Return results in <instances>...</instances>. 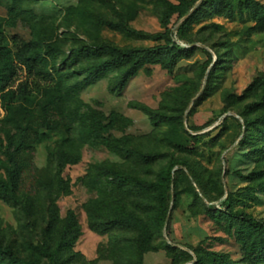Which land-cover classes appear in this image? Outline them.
Here are the masks:
<instances>
[{"label":"rangeland","instance_id":"374dc122","mask_svg":"<svg viewBox=\"0 0 264 264\" xmlns=\"http://www.w3.org/2000/svg\"><path fill=\"white\" fill-rule=\"evenodd\" d=\"M179 1L0 0V31L5 34L0 55L14 66L7 71L9 84L2 87L0 81V178L5 177L6 151H14L22 164V202L0 196L2 247L25 260L47 262L37 248H56L59 233L48 231L54 211L64 220L72 210L80 236L60 253V264H134L139 259L142 264H192L198 255H208L205 264H217L211 253L249 264L225 221L208 212L232 196V209L264 220L262 142L256 145L245 126V119L264 113L258 105L264 89V29H253L250 13L245 8L240 13V0H230L233 18H204L178 40L192 51L173 72L146 66L121 92L115 89L121 68H111L94 83L86 81L96 64L109 61L99 52L103 43H165L127 34L109 22H125L147 34L164 32L163 12ZM181 21L175 16L171 28ZM18 40L31 41L42 53L43 76L15 59ZM94 115L110 125L102 131L108 144L82 140L90 137L87 127ZM193 135H201V141L195 143ZM180 144L195 148L182 150ZM59 146L82 156L64 170L68 194L57 188ZM170 160L185 165L176 172L164 227L155 220L157 193L133 184L117 189L103 174L104 169L117 170L154 181ZM115 199L150 225L154 245L167 242L178 252L161 248L141 256L136 230L106 225ZM0 264L9 263L0 259Z\"/></svg>","mask_w":264,"mask_h":264},{"label":"trees","instance_id":"16d2710c","mask_svg":"<svg viewBox=\"0 0 264 264\" xmlns=\"http://www.w3.org/2000/svg\"><path fill=\"white\" fill-rule=\"evenodd\" d=\"M180 0L179 3H169L163 12L162 22L165 26L164 32L147 34L130 28L125 22L115 23L109 22L108 25L114 29H118L127 34L135 35L140 38H148L154 41L164 40L165 43L146 46V47H121L109 43H103L99 46V52L109 56L108 62L96 64L87 75L88 84L98 81L104 77L111 68H121L122 74L117 78L115 89L121 92L140 70L149 65H161L169 72H173L179 60L187 56L192 48L182 45L178 40L186 37L192 26L204 18H210L214 15H224L226 18H233L235 8L230 0ZM198 4V5H197ZM240 13L245 8L251 15L256 26L253 29H264V3L259 0H240ZM177 26L171 28L175 16L182 20ZM178 38L177 40L175 39ZM5 38L4 31H0V41ZM13 56L18 63L27 66L29 69L35 70V76L44 75L43 65L45 58L42 53L32 47L31 41L18 40ZM14 66L9 59L0 55V81L3 82L2 87L9 84L10 75L8 70H12ZM208 72L209 70L206 69ZM264 83V79L262 80ZM0 86V87H1ZM258 105L264 107V89L262 91V99ZM161 120L163 116L156 115L154 117ZM100 126V128H98ZM247 135L252 134L253 139L257 143L262 142L258 146L260 152H264V113L254 119H245ZM88 134L90 137L82 139L92 144L106 143L108 139H104L102 131H107L110 125H102L98 122L97 116L94 115L93 122L88 125ZM195 143L201 141V135H193ZM128 142L129 137L122 139ZM180 148L186 151H193L195 146L180 144ZM7 165L5 177L0 178V196L11 201L14 204L22 202L20 190V178L22 174V164L18 161L14 151H6ZM153 158V156H150ZM82 159L79 152L70 151L63 146H59L56 151L57 164V188L63 194L70 192V182L65 179L64 170L71 165L78 164ZM185 165L184 161L170 160L162 168L158 177L154 181L138 180L128 173L117 170L104 169L103 174L110 177L117 189H122L125 185H136L141 191L148 193H157L159 204L156 213V223L164 227L168 222L169 216V199L172 197V191L175 186L176 172L179 167ZM264 190V184L262 185ZM234 199L232 196L227 197L220 207L212 205L208 207V212L226 223L228 233L233 234L238 243L241 244L243 253L249 264L264 263V220L256 218L254 215L245 211H235L231 205ZM109 221L106 225H120L126 228H132L138 232L137 249L139 253L144 255L150 251H158L161 248L169 253H177L176 248L164 242L162 245H154L153 231L150 225L141 217L130 212L119 199H115L110 205ZM50 233H59L55 250L47 247L37 248L40 254L47 257V262L39 258L25 260L17 255L11 247H2L0 245V259L6 260L9 264H60V253L71 246L80 236L78 222L74 211L70 210L67 217L61 220L54 211L50 227ZM212 259L217 264H241L238 261L231 260L223 254L211 253ZM208 255H198L197 260L192 264H205ZM134 264H142L139 259Z\"/></svg>","mask_w":264,"mask_h":264},{"label":"water","instance_id":"95a60500","mask_svg":"<svg viewBox=\"0 0 264 264\" xmlns=\"http://www.w3.org/2000/svg\"><path fill=\"white\" fill-rule=\"evenodd\" d=\"M199 3H200V2H199ZM199 3H198V4H199ZM198 4H197V5H198ZM187 17H188V15H186V16L182 19V21H183L185 18H187Z\"/></svg>","mask_w":264,"mask_h":264}]
</instances>
